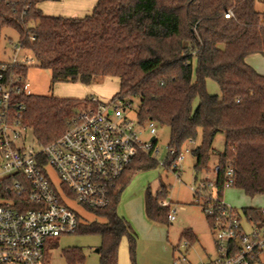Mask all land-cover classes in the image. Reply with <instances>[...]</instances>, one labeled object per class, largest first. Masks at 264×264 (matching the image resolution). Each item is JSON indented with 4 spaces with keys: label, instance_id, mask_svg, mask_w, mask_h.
Returning <instances> with one entry per match:
<instances>
[{
    "label": "trees",
    "instance_id": "16d2710c",
    "mask_svg": "<svg viewBox=\"0 0 264 264\" xmlns=\"http://www.w3.org/2000/svg\"><path fill=\"white\" fill-rule=\"evenodd\" d=\"M42 1L16 0L12 5L0 0V33L6 26L17 29L20 42L35 53L41 67L50 69L52 85L119 77L121 88L113 98L130 104L131 97H138L141 122L154 120L170 128L169 147L176 153L169 152L167 165L177 160L187 141L201 137L192 150L195 169L209 171L211 156L217 153L220 171L215 181L201 180L199 189L208 192L215 187L222 198L232 162L233 185L250 196L264 193V74L246 59L264 53V11L256 8L257 0H98L85 16L46 15L38 6ZM229 12L233 14L227 16ZM28 68L19 71L27 75ZM209 78L218 82L220 94L207 90ZM17 101L26 106L24 121L33 128L35 139L46 145L69 127L77 99L22 92ZM220 132L225 148L218 152L213 143ZM155 165V155L143 154L120 179L111 205L93 210L99 218L89 224L80 221L76 232L103 237L100 264H118L125 235L135 255L137 233L117 207L127 175ZM166 196L164 184L157 195L147 190L150 218L169 220L171 202L160 204ZM243 212L247 219L264 224L263 210L246 207ZM207 221L213 225L210 215ZM183 235L189 245L198 239L191 229ZM63 255L67 264L85 258L76 247L65 249ZM257 260L264 264L262 255Z\"/></svg>",
    "mask_w": 264,
    "mask_h": 264
},
{
    "label": "built area",
    "instance_id": "2783aa9c",
    "mask_svg": "<svg viewBox=\"0 0 264 264\" xmlns=\"http://www.w3.org/2000/svg\"><path fill=\"white\" fill-rule=\"evenodd\" d=\"M23 47L21 42L15 45V54ZM27 59L0 61V264H46L52 240L76 232L81 221L65 196L90 210L107 208L120 179L143 154L158 151L157 122L131 119L121 99L103 101L96 96L78 101L69 127L57 139L46 145L37 140L35 145L27 144L31 126L24 121L25 104L17 101L19 93L31 94L27 75L19 71L28 66ZM147 131L149 137H145ZM187 142L196 143L193 139ZM169 149L176 153L174 147ZM181 158L180 153L177 159ZM47 166L57 171L62 191L51 180ZM174 170L179 171L177 160ZM214 170L219 173L218 163ZM226 176L225 185H233L232 162ZM192 189L196 201L203 202L206 214L212 217L216 238L215 254L202 264H258L257 255L264 252V224L248 219L252 231L247 233L241 214L219 197L217 188L215 194L214 187L208 192ZM160 204L169 202L161 200ZM176 213V208L170 210V221L176 219ZM184 262H188L186 255L174 264Z\"/></svg>",
    "mask_w": 264,
    "mask_h": 264
},
{
    "label": "rangeland",
    "instance_id": "374dc122",
    "mask_svg": "<svg viewBox=\"0 0 264 264\" xmlns=\"http://www.w3.org/2000/svg\"><path fill=\"white\" fill-rule=\"evenodd\" d=\"M97 3L98 0H92ZM90 3V2H89ZM73 0H44L38 4L43 13L51 16H66L72 8ZM95 7V5H94ZM256 8L264 11V0L256 1ZM94 9V8H93ZM91 11L86 9L79 11L80 16H85ZM70 14H74L73 12ZM70 16V15H69ZM20 44V33L17 29L6 26L0 33V61L10 62L14 57L20 62L27 61V81L30 83L29 90L34 95H50L60 98H74L81 100L96 96L103 101H109L121 88L120 78L117 76H101L92 84L80 82L60 81L55 85L51 82V71L40 66L35 53L24 46L16 54L15 45ZM196 79V62H194V80ZM207 90L211 94H220L221 89L217 81L209 78ZM132 102L122 103L126 107L125 114L131 119L138 118L140 99L131 97ZM119 103V101H117ZM199 104V97L194 101V106ZM149 137V131L145 133ZM171 130L168 126H157V148L155 153L156 165L141 168L129 173L125 178V185L120 195L117 207L118 213L127 218L137 233V246L135 255L130 250L129 236L125 235L119 246L118 264H174L175 260L186 255L188 262L183 264H202L216 252V238L212 226L207 221V214L203 208V202H197L195 190L199 188L201 180L210 178L216 180L215 165L218 155L214 153L209 161L208 169H195L196 157L192 149L201 143V137L195 145L186 142L181 149V159H177L179 171L174 170L175 162L169 166V141ZM27 144L35 145L36 139L33 128L27 132L25 139ZM219 152L225 148V135L220 132L216 135L213 143ZM189 149V151H187ZM47 172L56 187L61 189V179L52 166H47ZM167 187V196L164 200L171 202V209H177L176 219L168 220L166 217L152 219L146 213V192L150 188L157 195L161 185ZM216 188L214 187L213 194ZM223 200L229 206L238 210L244 229L247 233L252 231V222L243 212L246 207H254L264 210V193L250 196L244 189L236 185L225 186ZM67 203L77 212L81 223L89 224L97 220L99 216L95 211L88 209L74 197L65 196ZM184 205V208H180ZM187 229L193 230L198 239L186 246V238L183 235ZM103 244L100 233L74 232L62 234L52 240L49 247L46 264H67L63 251L68 248H78L85 255L84 260L77 264H100V252L98 248ZM264 258V252L262 253Z\"/></svg>",
    "mask_w": 264,
    "mask_h": 264
},
{
    "label": "crops",
    "instance_id": "0c3cea01",
    "mask_svg": "<svg viewBox=\"0 0 264 264\" xmlns=\"http://www.w3.org/2000/svg\"><path fill=\"white\" fill-rule=\"evenodd\" d=\"M74 4L72 8L67 11L66 16H80L79 11L86 9V12H90L94 8V1L92 0H73ZM90 2V3H89ZM74 14H70V13ZM247 62L252 65L258 72L264 74V53H252L247 56Z\"/></svg>",
    "mask_w": 264,
    "mask_h": 264
},
{
    "label": "water",
    "instance_id": "95a60500",
    "mask_svg": "<svg viewBox=\"0 0 264 264\" xmlns=\"http://www.w3.org/2000/svg\"><path fill=\"white\" fill-rule=\"evenodd\" d=\"M97 251H100V249L98 248Z\"/></svg>",
    "mask_w": 264,
    "mask_h": 264
}]
</instances>
